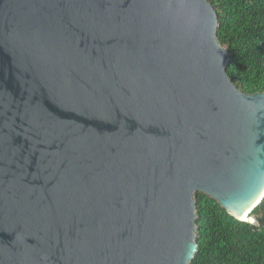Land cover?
I'll list each match as a JSON object with an SVG mask.
<instances>
[{
  "label": "water",
  "instance_id": "1",
  "mask_svg": "<svg viewBox=\"0 0 264 264\" xmlns=\"http://www.w3.org/2000/svg\"><path fill=\"white\" fill-rule=\"evenodd\" d=\"M217 31L208 0H0V264H189L196 192L254 222L264 92Z\"/></svg>",
  "mask_w": 264,
  "mask_h": 264
},
{
  "label": "trees",
  "instance_id": "2",
  "mask_svg": "<svg viewBox=\"0 0 264 264\" xmlns=\"http://www.w3.org/2000/svg\"><path fill=\"white\" fill-rule=\"evenodd\" d=\"M218 23V41L227 49L226 72L239 90L264 92V0H208ZM197 250L189 264H264V196L240 221L213 198L196 192Z\"/></svg>",
  "mask_w": 264,
  "mask_h": 264
},
{
  "label": "bare ground",
  "instance_id": "3",
  "mask_svg": "<svg viewBox=\"0 0 264 264\" xmlns=\"http://www.w3.org/2000/svg\"><path fill=\"white\" fill-rule=\"evenodd\" d=\"M246 219H249V218L246 216Z\"/></svg>",
  "mask_w": 264,
  "mask_h": 264
}]
</instances>
